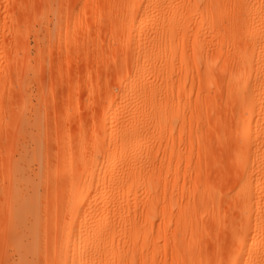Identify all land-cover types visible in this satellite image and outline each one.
Wrapping results in <instances>:
<instances>
[{
  "label": "rangeland",
  "instance_id": "rangeland-1",
  "mask_svg": "<svg viewBox=\"0 0 264 264\" xmlns=\"http://www.w3.org/2000/svg\"><path fill=\"white\" fill-rule=\"evenodd\" d=\"M236 262L264 264V0H0V264Z\"/></svg>",
  "mask_w": 264,
  "mask_h": 264
},
{
  "label": "bare ground",
  "instance_id": "bare-ground-1",
  "mask_svg": "<svg viewBox=\"0 0 264 264\" xmlns=\"http://www.w3.org/2000/svg\"><path fill=\"white\" fill-rule=\"evenodd\" d=\"M141 16V15H140ZM139 16V17H140ZM142 18V17H141ZM139 19V18H138ZM144 22V20L142 21V19H139L138 21L136 20V28L140 27L142 25V23ZM126 86V85H124ZM127 89L124 87L123 88V91H122V94L120 95V99L122 100L123 99V95L126 94V91ZM119 97V96H118ZM113 105H114V102L111 101L110 104H109V107L108 108H113ZM115 106V105H114ZM110 112V111H108ZM106 122H108L110 125L114 126V122L116 121L117 117L115 118L111 113H108L106 115ZM252 122L253 121H249L248 123V127H250L252 125ZM127 148L126 145H122L120 147V152L121 151H125ZM114 159L115 157H112L111 159V163L114 162ZM101 168L99 169V172H101ZM91 178V177H90ZM101 180H103L102 178V175L100 174L97 179H95V182L96 184H98ZM104 181V180H103ZM94 183V184H95ZM101 187H103V182L102 184L100 185ZM92 187V179L89 180L87 182V185H86V192L85 194L82 196L83 197V202L79 203L77 205V207H67L66 208V212L68 214V216H70V226L73 227V226H77V227H88L89 229H91L92 227V224L88 221V217L92 214V211H93V208L92 206L90 205V201L92 200V198L90 197V192L92 191L91 189ZM97 188L95 187V190ZM101 191L103 190V188H100ZM94 190V189H93ZM103 193V192H102ZM82 264V263H81ZM234 264H238L237 262L234 263Z\"/></svg>",
  "mask_w": 264,
  "mask_h": 264
}]
</instances>
